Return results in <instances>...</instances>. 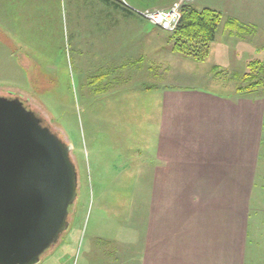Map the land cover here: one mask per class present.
Here are the masks:
<instances>
[{"label":"rangeland","instance_id":"obj_1","mask_svg":"<svg viewBox=\"0 0 264 264\" xmlns=\"http://www.w3.org/2000/svg\"><path fill=\"white\" fill-rule=\"evenodd\" d=\"M121 1L133 14L123 20L120 37L99 34L92 28L99 21L88 30L82 0L63 2L59 13L48 15L34 2L15 11L0 6V97L27 101L71 146L78 172L71 226L39 264H149L146 180L137 174L159 137L165 88L235 94L264 104L263 88L236 91L249 86L236 75L247 73L251 61H264V5L256 15V9L227 0H193L196 10L222 15L201 63L174 52L170 33L137 14L160 0H133L137 6ZM6 13L14 15L2 21ZM232 16L252 33L231 28ZM248 20L252 24L245 25ZM129 161L133 178L119 174Z\"/></svg>","mask_w":264,"mask_h":264},{"label":"crops","instance_id":"obj_2","mask_svg":"<svg viewBox=\"0 0 264 264\" xmlns=\"http://www.w3.org/2000/svg\"><path fill=\"white\" fill-rule=\"evenodd\" d=\"M82 1L88 30L99 21L92 28L104 36L120 37L123 20L133 14L121 0H98V11L96 0ZM176 1L138 6L153 11ZM227 1L256 9V15L264 5ZM29 2L48 15L75 0H0V6L15 11ZM6 14L2 21L14 15ZM160 125L144 171L137 174L146 180L147 263L264 264V104L235 94L165 88ZM119 174L133 178V161Z\"/></svg>","mask_w":264,"mask_h":264},{"label":"water","instance_id":"obj_3","mask_svg":"<svg viewBox=\"0 0 264 264\" xmlns=\"http://www.w3.org/2000/svg\"><path fill=\"white\" fill-rule=\"evenodd\" d=\"M27 103L0 97V264H39L78 196L71 146Z\"/></svg>","mask_w":264,"mask_h":264},{"label":"trees","instance_id":"obj_4","mask_svg":"<svg viewBox=\"0 0 264 264\" xmlns=\"http://www.w3.org/2000/svg\"><path fill=\"white\" fill-rule=\"evenodd\" d=\"M182 19L177 29L170 33L174 52L195 62H204L210 54L211 45L215 42L222 15L213 9L196 10L191 4L182 9ZM231 28H239L240 23L231 20ZM244 28L245 26H241ZM252 28L241 29L250 34ZM264 61L254 60L248 64V72L236 75L242 84L249 83L246 88L238 87L237 93L264 89Z\"/></svg>","mask_w":264,"mask_h":264},{"label":"built area","instance_id":"obj_5","mask_svg":"<svg viewBox=\"0 0 264 264\" xmlns=\"http://www.w3.org/2000/svg\"><path fill=\"white\" fill-rule=\"evenodd\" d=\"M192 1L193 0H178L166 8L137 12V14L162 31L172 33L177 29L182 19L183 7L191 4Z\"/></svg>","mask_w":264,"mask_h":264},{"label":"flooded vegetation","instance_id":"obj_6","mask_svg":"<svg viewBox=\"0 0 264 264\" xmlns=\"http://www.w3.org/2000/svg\"><path fill=\"white\" fill-rule=\"evenodd\" d=\"M28 104V103H27Z\"/></svg>","mask_w":264,"mask_h":264}]
</instances>
